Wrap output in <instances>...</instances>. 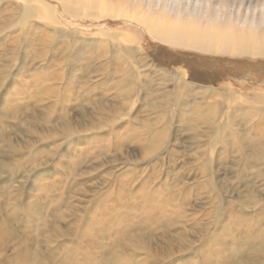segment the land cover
Returning <instances> with one entry per match:
<instances>
[{
  "label": "rangeland",
  "instance_id": "rangeland-1",
  "mask_svg": "<svg viewBox=\"0 0 264 264\" xmlns=\"http://www.w3.org/2000/svg\"><path fill=\"white\" fill-rule=\"evenodd\" d=\"M47 2L0 0V264H264V59Z\"/></svg>",
  "mask_w": 264,
  "mask_h": 264
},
{
  "label": "bare ground",
  "instance_id": "bare-ground-1",
  "mask_svg": "<svg viewBox=\"0 0 264 264\" xmlns=\"http://www.w3.org/2000/svg\"><path fill=\"white\" fill-rule=\"evenodd\" d=\"M25 1L27 3L22 7L23 14L27 13V10L34 9L35 12L41 13L51 21L57 20V16L53 14L57 7L54 6L52 10L47 0ZM56 1L62 4L64 10L72 12L70 14L120 15L141 21L155 39L169 46L184 48L186 51L190 49L203 54L264 59V0H259V5H256L257 15H249L250 8H247L246 14L236 18L235 21L230 19L229 15L228 18L226 17L223 0L220 1L221 6L213 5L214 18L202 17L197 12V10H204L205 7L207 10L212 0L198 1L193 7L185 5L186 2L191 3L192 0ZM198 7L200 8L197 9ZM210 22H214L217 26H211ZM62 29L65 30L63 27ZM129 36L131 35H121V38L128 40ZM203 87L206 88V86ZM227 91L231 92V89L228 87ZM256 98L260 99L261 97L257 96Z\"/></svg>",
  "mask_w": 264,
  "mask_h": 264
}]
</instances>
